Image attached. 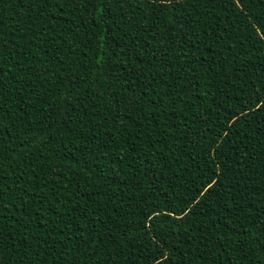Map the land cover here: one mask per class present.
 Wrapping results in <instances>:
<instances>
[{
    "label": "trees",
    "instance_id": "trees-1",
    "mask_svg": "<svg viewBox=\"0 0 264 264\" xmlns=\"http://www.w3.org/2000/svg\"><path fill=\"white\" fill-rule=\"evenodd\" d=\"M0 264H264V0H0Z\"/></svg>",
    "mask_w": 264,
    "mask_h": 264
}]
</instances>
